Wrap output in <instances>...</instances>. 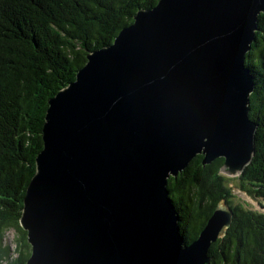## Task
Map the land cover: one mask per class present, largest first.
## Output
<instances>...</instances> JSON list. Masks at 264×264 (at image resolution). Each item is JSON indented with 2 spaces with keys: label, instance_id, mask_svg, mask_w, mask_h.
<instances>
[{
  "label": "water",
  "instance_id": "95a60500",
  "mask_svg": "<svg viewBox=\"0 0 264 264\" xmlns=\"http://www.w3.org/2000/svg\"><path fill=\"white\" fill-rule=\"evenodd\" d=\"M264 0H160L49 101L20 219L26 264H210L221 201L187 244L167 188L197 157L237 177L255 154L245 62Z\"/></svg>",
  "mask_w": 264,
  "mask_h": 264
},
{
  "label": "trees",
  "instance_id": "16d2710c",
  "mask_svg": "<svg viewBox=\"0 0 264 264\" xmlns=\"http://www.w3.org/2000/svg\"><path fill=\"white\" fill-rule=\"evenodd\" d=\"M160 0H0V264H26L32 248L20 219L43 149L49 101L76 80L87 56L113 44L139 10ZM255 82L249 118L257 125L255 154L239 189L264 204V13L245 62ZM197 156L168 190L187 244L198 239L221 201L233 223L214 243L210 264H264V213L234 196L222 175L224 159ZM13 232V240L9 233Z\"/></svg>",
  "mask_w": 264,
  "mask_h": 264
},
{
  "label": "rangeland",
  "instance_id": "374dc122",
  "mask_svg": "<svg viewBox=\"0 0 264 264\" xmlns=\"http://www.w3.org/2000/svg\"><path fill=\"white\" fill-rule=\"evenodd\" d=\"M222 169V168H221ZM242 174V173H241ZM223 175V174H222ZM227 178V187L231 190L234 196L233 204H246L247 207L253 211H259L264 213V204L259 203V201L254 200L253 198L248 197L245 193H243L239 189V180L238 177H228L226 175H223ZM9 237L11 240H13V232H10Z\"/></svg>",
  "mask_w": 264,
  "mask_h": 264
},
{
  "label": "bare ground",
  "instance_id": "6f19581e",
  "mask_svg": "<svg viewBox=\"0 0 264 264\" xmlns=\"http://www.w3.org/2000/svg\"><path fill=\"white\" fill-rule=\"evenodd\" d=\"M167 188H168V185H167Z\"/></svg>",
  "mask_w": 264,
  "mask_h": 264
}]
</instances>
